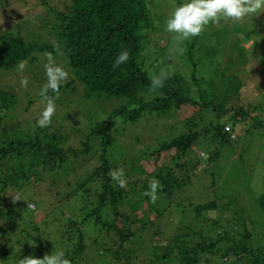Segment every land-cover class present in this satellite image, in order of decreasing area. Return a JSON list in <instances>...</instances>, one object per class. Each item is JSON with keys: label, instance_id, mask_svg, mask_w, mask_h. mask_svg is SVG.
Wrapping results in <instances>:
<instances>
[{"label": "trees", "instance_id": "16d2710c", "mask_svg": "<svg viewBox=\"0 0 264 264\" xmlns=\"http://www.w3.org/2000/svg\"><path fill=\"white\" fill-rule=\"evenodd\" d=\"M147 4V0H69L63 10L53 12L57 19L55 28L58 45L48 41L37 42L36 38L27 41L21 30L13 26L1 29L0 71L16 67L27 58L35 62V52L52 53L63 60L69 72V79L61 86L55 103L70 106L72 100L76 102L73 97L81 86L85 103L92 100L90 104L98 108L96 105L103 106L104 99L110 100L112 106L106 118L93 123L86 141L79 146L64 147L54 131L58 123L55 116L47 128L35 127V123L29 122L27 117L23 120L28 124L24 123V128L18 127L20 123L11 120L17 94L0 85V200L4 197V191L22 189L36 173L55 171L66 163L70 155L78 156L88 152L90 139L97 142L95 135L100 134L99 144L103 148L99 155L101 162L85 181L77 185L78 189L90 194L92 187L89 184L95 181L99 183V190L94 196L95 205L84 219L93 217L96 226H100L109 235L112 233L110 238L114 244L116 264H131L133 258L139 259L140 254L135 252L139 249L128 248L136 237L143 238V243L148 245V248L144 247L146 250L141 251L145 257L157 263L173 258L172 263L175 264H264V250L250 243L255 231L259 230L256 226L257 218L249 210H243L231 218L228 211L224 215L227 204L220 205L216 199L208 200L193 206L194 220L188 221L186 226H179L175 233L163 241L155 238L159 235L137 227L135 220L129 219L127 212L121 208L124 200L118 196L122 191L116 188L115 181L108 175L115 167L110 165L106 156V146L111 144V141L105 140L109 131L112 130L117 136L123 135L124 124L136 123L145 118L143 121L146 125L153 116L168 120L172 116L169 112L171 109L177 111L178 115L184 108L189 110L184 118L189 131L167 139L154 151L156 165L151 173L152 179H158L163 185L157 194L171 197L191 183L197 162L177 160L193 151L195 143L208 136L219 141L221 147L209 153L207 162L219 159L222 148L229 149L230 156L242 158L246 150L236 148L232 142L237 138L235 125L245 120L250 122L251 129L248 132L254 128H264V121L258 118L260 111L257 105L237 104L244 82L236 73L235 64L245 62L243 53L246 50L235 32L223 26L213 28L209 24L202 35L182 40V58L185 64L191 65L187 80L184 73L174 71L162 88L150 91V76L159 73L161 69H169L170 60L163 50L156 53L151 62L144 55L148 41V28L145 27L151 21ZM125 49L130 53V60L113 68L116 56ZM225 50L228 55L224 56ZM221 58L225 59L223 63ZM208 68L206 76H197L198 73H205ZM49 95L55 94L50 92ZM37 100H41V97ZM203 106L212 109L214 122H198V113ZM252 112L255 113L252 115ZM226 115L230 119L220 122ZM153 123L156 128L162 126L159 122ZM169 127L167 132L174 125ZM172 150V158L176 162H162L163 152ZM254 179L261 185V191H256L255 207L264 212V170ZM137 197L142 198L140 194ZM136 203L138 206V201ZM107 206L106 211L111 214V220H103L101 215L102 209ZM6 212L9 216L13 215L11 207ZM1 214L3 211L0 209ZM132 216L137 218L133 210ZM123 223L131 227L123 226ZM69 224L68 232L72 235L65 232V242L71 247L67 250L61 248L60 251L64 252L72 264L74 257L83 254L85 244L81 224L72 221ZM219 224L222 227H218ZM212 230L215 231L213 237L208 233ZM22 252V258L31 255L28 247ZM119 252L127 260L126 263L119 262Z\"/></svg>", "mask_w": 264, "mask_h": 264}, {"label": "rangeland", "instance_id": "374dc122", "mask_svg": "<svg viewBox=\"0 0 264 264\" xmlns=\"http://www.w3.org/2000/svg\"><path fill=\"white\" fill-rule=\"evenodd\" d=\"M68 1L0 0V33L4 27L8 29L13 26L12 28L21 30L27 41L36 38L37 42L48 41L58 45L55 28L57 19L53 12L63 10ZM186 2L188 0H147L151 21L149 26L145 27L148 28L146 29L148 41L144 55L151 62L156 53L163 50L168 54L171 72L184 73L187 80L191 65L185 64L182 58L180 45L182 40L166 31V20L177 6ZM211 25L213 28L223 26L230 32L234 31L237 39L241 40L240 43L246 50L245 54L243 53L246 60L235 64L236 73L244 82L237 104L257 105L260 111L258 118L264 121V10L246 16L240 21L221 20L219 24ZM223 53L224 56L228 55L226 50ZM46 54L47 52L41 51L33 53L36 61L31 62L27 58V66L22 73L17 71V66L0 71L1 87L17 94V103L11 120L18 121L20 123L18 127L24 128L23 125L28 124L23 120L24 117H27L29 122L33 121L35 127L38 126L33 118L38 120L45 107V104L37 99L40 98V89L47 82L44 67L47 63ZM55 61L68 71L60 57H55ZM224 61L225 59L221 58V63ZM146 64L149 65L148 61ZM208 71L209 68L205 73H198L197 76H206ZM23 76L29 80L26 88L20 84ZM82 90L79 86L73 97L76 102L72 100L70 106L66 107L65 103L61 102L56 103L55 119L58 123L52 128L64 147L81 145L90 136L93 123L106 118L111 111L110 100L103 99V106L96 105L98 108L90 104L92 100L86 104ZM169 112L172 116L168 120L153 116L146 125L143 121L145 118L136 123L124 124L123 135L117 136L112 130L108 132L109 135L105 139L111 141V144L106 146L108 161L111 166L115 165L113 169L122 167L127 179L124 188H120L118 183L114 182L116 188L122 191L118 196L119 199L124 200L121 205L122 210L127 212L129 219L135 220L137 227L145 229L147 233L157 234L159 236L155 238L165 241L166 237L175 233L179 226H186L188 221L194 220L193 206L216 199L220 205H228L224 215L228 211L231 218L238 216L243 210H249L255 215L259 231H255L250 243L263 251L264 212L255 207L256 191H261V185L254 178L261 175L264 170V128H254L248 132L251 129L250 122L245 120L235 125L237 138L232 142L236 148L246 150L242 153V158L232 157L228 154L229 149L222 148L219 159L207 162L209 153L221 146L212 136L202 138L193 145V151L185 153L177 160L197 162L191 183L171 197L157 194L158 199L152 203L144 193L148 190L149 182L152 180L151 173L156 165L154 151L167 139L189 131V125L184 120L189 113L187 108L180 110L179 115L173 109ZM254 113L252 112V115ZM213 114L210 107L203 106L197 120L202 121L203 124L214 122ZM225 119H230V116L226 115L219 121ZM154 121L160 124L165 121V124L156 128ZM169 125H174V128L167 132L171 128ZM99 136L100 134L95 135L97 142L90 139L88 152H82L78 156L70 155L66 163L55 171L36 173L34 178L18 191H4V197L0 200V209L3 211L0 215V264H19L22 251L27 247L31 255L37 258H43L46 253L59 252L61 248L69 249L71 245L65 242L67 238L65 232H68L71 221L81 224L85 244L83 254L74 257L72 264H116L114 260L117 258L113 256L114 244L110 238L112 233L109 235L100 226H96L93 217L84 219L95 205L94 196L99 190V183L95 181L89 184L90 188L92 187L90 190L92 194L78 189L77 185L85 181L88 174L101 162L99 155L103 148L99 144ZM163 153L162 162L170 161L173 164L176 162L172 158L173 150ZM137 194L142 198L139 199ZM16 197L20 200L14 201L13 198ZM10 207L13 211L12 216L6 212ZM107 209L108 206L101 211L103 220L112 219ZM132 210L137 218L132 216ZM122 225L131 227L128 223ZM218 227H222V224ZM214 232L212 230L208 233L213 237ZM258 234L259 237H256ZM68 235L71 236L72 233L68 232ZM34 237L39 242L33 240ZM128 246L132 250H140H135L140 257L138 260L133 258L131 264H175L172 263L173 258L159 263L146 258L141 252L146 250L145 246L148 248V245L143 243V238L136 237V240L130 242ZM120 261L127 262L119 252Z\"/></svg>", "mask_w": 264, "mask_h": 264}, {"label": "clouds", "instance_id": "9594fccd", "mask_svg": "<svg viewBox=\"0 0 264 264\" xmlns=\"http://www.w3.org/2000/svg\"><path fill=\"white\" fill-rule=\"evenodd\" d=\"M264 10V0H188V2L177 6L170 17L166 20V31L175 34L181 40H188L200 36L211 24H219L221 20L240 21L244 17L256 14ZM182 51V50H181ZM47 63L44 65L47 82L40 89L39 95L45 107L37 120L40 128L49 127L56 114L55 101L59 98L61 86L69 79L68 71L58 65L52 53H47ZM127 49L121 51L113 62V68H117L130 60ZM27 66V61H21L17 65V71L22 73ZM171 76L170 69H161L159 73L150 76V91H156L164 86V82ZM29 80L23 76L20 80L22 87H27ZM55 95H49V93ZM108 175L116 181L120 188L126 187L127 179L125 170L121 167L112 169ZM161 182L153 178L149 182L148 190L144 195L149 197L152 203L158 199V191L162 190ZM20 200L19 197L13 198ZM28 207H32L28 205ZM19 264H71L65 257L63 251L45 254L43 258L28 255L20 259Z\"/></svg>", "mask_w": 264, "mask_h": 264}]
</instances>
